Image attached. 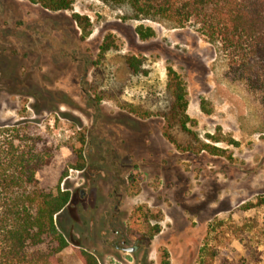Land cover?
I'll return each mask as SVG.
<instances>
[{
  "label": "rangeland",
  "instance_id": "1",
  "mask_svg": "<svg viewBox=\"0 0 264 264\" xmlns=\"http://www.w3.org/2000/svg\"><path fill=\"white\" fill-rule=\"evenodd\" d=\"M72 14L89 20L84 40ZM139 26L154 36L141 41ZM109 34L114 47L100 57ZM126 57L140 61L137 73ZM168 67L186 90L189 134L167 129L181 150L163 134ZM18 124L52 155L40 187L70 192L57 221L68 242L60 264H80L76 248L99 264H195L205 238L240 256L229 233L214 238L245 223L264 264V110L192 27L135 20L101 0L57 13L0 0V127Z\"/></svg>",
  "mask_w": 264,
  "mask_h": 264
},
{
  "label": "trees",
  "instance_id": "2",
  "mask_svg": "<svg viewBox=\"0 0 264 264\" xmlns=\"http://www.w3.org/2000/svg\"><path fill=\"white\" fill-rule=\"evenodd\" d=\"M18 1L38 5L52 13L72 11L74 4V0ZM101 1L115 7H128L135 20L170 22L173 28L192 27L206 42L218 48L227 62L231 79L243 82L255 93L264 110V0ZM71 21L82 30V40L90 35L86 17L72 14ZM135 33L141 41L154 36L150 28L142 26L137 27ZM113 47L110 34L106 35L98 48L99 56ZM125 65L137 73L141 63L135 57H126ZM166 75L171 102L168 111L162 113L167 121L163 134L181 150L183 148L175 143L167 129L189 134L186 90L181 77L171 67L167 68ZM205 149L211 155L223 153L205 145L199 150ZM78 157L81 159V154ZM51 158L39 138L23 131L20 124L0 127V264H60L59 254L68 247V242L58 229L57 221L71 196L68 190L59 187L54 192L40 187L36 174ZM83 167L82 164L76 166L79 170ZM228 225L214 240L219 241L229 233L240 242L244 254L222 253L205 238L195 264H262L259 251L262 244L254 245L253 238H248L253 226L248 223ZM153 230L150 238L159 232L157 227ZM73 255L80 264H99L92 253L83 249H74Z\"/></svg>",
  "mask_w": 264,
  "mask_h": 264
},
{
  "label": "water",
  "instance_id": "3",
  "mask_svg": "<svg viewBox=\"0 0 264 264\" xmlns=\"http://www.w3.org/2000/svg\"><path fill=\"white\" fill-rule=\"evenodd\" d=\"M133 248L126 249V252H132Z\"/></svg>",
  "mask_w": 264,
  "mask_h": 264
}]
</instances>
